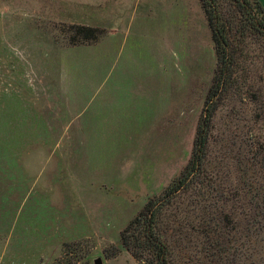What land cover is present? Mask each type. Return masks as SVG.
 I'll return each instance as SVG.
<instances>
[{"label":"rangeland","instance_id":"obj_1","mask_svg":"<svg viewBox=\"0 0 264 264\" xmlns=\"http://www.w3.org/2000/svg\"><path fill=\"white\" fill-rule=\"evenodd\" d=\"M136 6L168 34L160 79L169 87L131 105L137 75L122 55L106 78L105 44ZM247 42L242 88L212 117L204 167L160 219L174 264H264V36ZM216 65L199 0H0V264H139L121 232L193 156ZM98 88L123 89L110 115L122 125L91 124ZM112 246L119 253L108 258Z\"/></svg>","mask_w":264,"mask_h":264},{"label":"trees","instance_id":"obj_2","mask_svg":"<svg viewBox=\"0 0 264 264\" xmlns=\"http://www.w3.org/2000/svg\"><path fill=\"white\" fill-rule=\"evenodd\" d=\"M228 1L236 15L234 20L226 16L220 0H201L211 29L217 65L197 126L193 156L180 174L172 179L161 193L148 199L144 209L121 232L122 246L134 255L139 264H174L168 239L161 231L160 219L165 205L200 174L205 164L212 117L229 92L242 88L236 72L240 66H244L240 53L248 47L247 37L251 34L264 36V6L259 0ZM81 31L86 38H91L94 29L82 27ZM248 100L243 98L244 102ZM249 137L252 138L253 134ZM246 179L248 178L242 173L239 180L243 182ZM251 185L258 187L257 182L254 181ZM240 186L242 188V183ZM118 251L116 246H112L105 252L106 257H115ZM238 264L247 263L240 256Z\"/></svg>","mask_w":264,"mask_h":264},{"label":"crops","instance_id":"obj_3","mask_svg":"<svg viewBox=\"0 0 264 264\" xmlns=\"http://www.w3.org/2000/svg\"><path fill=\"white\" fill-rule=\"evenodd\" d=\"M200 5L203 10L201 0ZM261 4L264 6V0H259ZM148 8H143L142 13L144 14H138L139 8L136 6V8L133 10L132 15H141L142 18L136 19L137 22L133 21L126 25L123 28H113L111 36H117V40L115 38L109 40L106 42L107 39H109L111 36L107 37L105 46H109L111 49L108 51L107 56L111 57V68L109 70V73H107L106 78L109 77V74L112 70L113 64L119 63L121 60V56L124 55L123 58H125V55L127 57V63L130 68L127 67L128 73L130 75H137L135 78V82L133 84L134 88L129 90V98L132 100L131 105H138L140 103V97H144V99L147 102H153L155 101V98H150L149 94L156 96V93L158 94V99L160 100V97L162 95V87L165 88V94H167V89L169 87V84L167 80L162 85L161 83V64H162V57L163 53L166 55L168 53V49L171 46V43L165 39V43H162V36L166 37V34L161 32L160 24H157V19H151L146 18L145 15H148L147 12ZM204 12V10H203ZM152 14L151 12H149ZM205 15V12H204ZM206 16V15H205ZM135 24V35H137L136 38L130 37V33L132 31V26ZM121 30V31H120ZM115 39V40H114ZM131 39V41H129ZM127 40L129 41L128 47ZM162 44L167 46V50L164 51ZM113 47V48H112ZM115 47V48H114ZM112 49L114 50V54H112ZM101 53V51H100ZM113 55V58H112ZM176 55V53H175ZM125 61V59H124ZM169 61L168 55H167V62ZM141 65H144V70L148 69L149 73H142L139 74L142 70ZM157 78V80H156ZM99 88L96 90H93V94L91 95V101H93V96L99 95L100 96V104L99 106L92 109L90 117L92 122L91 124L94 127H106L110 125H122L121 121L119 119L115 120L111 119L113 117V105L115 102V98L117 95L123 92V89L119 88H108L104 95H102V92H98ZM97 95V96H98ZM97 108V110H96ZM121 113V112H119ZM110 115L112 117L110 118Z\"/></svg>","mask_w":264,"mask_h":264},{"label":"water","instance_id":"obj_4","mask_svg":"<svg viewBox=\"0 0 264 264\" xmlns=\"http://www.w3.org/2000/svg\"><path fill=\"white\" fill-rule=\"evenodd\" d=\"M93 264H104L103 257L99 256V257L95 258Z\"/></svg>","mask_w":264,"mask_h":264}]
</instances>
